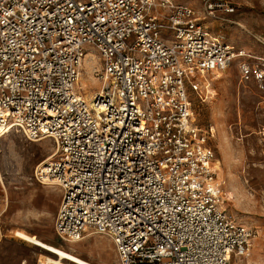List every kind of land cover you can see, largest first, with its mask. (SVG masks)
<instances>
[{"label":"built area","instance_id":"obj_1","mask_svg":"<svg viewBox=\"0 0 264 264\" xmlns=\"http://www.w3.org/2000/svg\"><path fill=\"white\" fill-rule=\"evenodd\" d=\"M203 1L208 15L224 5ZM90 49L100 62L93 99L77 90ZM235 61L241 82H264V56L174 0H0V136L54 140L34 177L62 191L58 239L104 235L118 264L250 256L255 233L226 208L213 127L192 104Z\"/></svg>","mask_w":264,"mask_h":264},{"label":"rangeland","instance_id":"obj_2","mask_svg":"<svg viewBox=\"0 0 264 264\" xmlns=\"http://www.w3.org/2000/svg\"><path fill=\"white\" fill-rule=\"evenodd\" d=\"M174 1L192 6L209 30L228 43L264 56V0H218L224 5L214 15L204 12L203 0ZM90 51L83 65L89 61L98 71L100 62ZM238 66V61L233 62L211 81L204 100L193 94L192 104L197 122L213 127L210 145L225 181L226 208L255 233L250 256L233 264H264V82H241ZM88 69L77 84L85 96L101 91L98 77L90 76ZM54 148L53 139L34 142L17 131L0 138V264H35L40 255H50L15 237L18 231L95 264H118L114 245L104 235H88L75 243L56 236L54 222L62 191L34 177L39 163Z\"/></svg>","mask_w":264,"mask_h":264},{"label":"bare ground","instance_id":"obj_3","mask_svg":"<svg viewBox=\"0 0 264 264\" xmlns=\"http://www.w3.org/2000/svg\"><path fill=\"white\" fill-rule=\"evenodd\" d=\"M85 62H86L85 63L86 68L87 67L89 68L88 71H90V76H91V74H93L92 77L95 78L97 76V73H96L97 69H95V67L93 66V63H90L89 61H85ZM85 65H83V66L85 67ZM84 70L81 69V72H80V78H79L80 84L82 82V77H83V71ZM94 73H96V74H94ZM95 94L96 93H92L91 92V93L86 94V97L88 99H93V96ZM1 137L2 136H0V138ZM41 140H43V139H41ZM37 141H40V140H37ZM51 157H52V153L44 161H47ZM1 179H2V177H1ZM15 237H17V238H19V239H21V240H23V241H25L27 243H30L32 245L40 247L41 249H43L44 251H46L50 255H54L55 261L58 264H66V263H72V264H95V263H93V262H91L89 260H86L84 258H81L80 256L75 255V254H73V253H71V252H69V251H67V250H65V249H63L61 247L55 246L53 244H48L47 242L45 243L41 239H38L37 237L31 236V235H29L27 233L18 231V232H16Z\"/></svg>","mask_w":264,"mask_h":264}]
</instances>
